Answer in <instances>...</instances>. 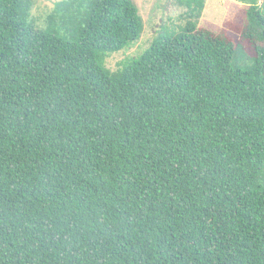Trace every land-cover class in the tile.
Segmentation results:
<instances>
[{"label":"trees","instance_id":"trees-1","mask_svg":"<svg viewBox=\"0 0 264 264\" xmlns=\"http://www.w3.org/2000/svg\"><path fill=\"white\" fill-rule=\"evenodd\" d=\"M110 72L132 0H0V264H264V0ZM238 26V27H237Z\"/></svg>","mask_w":264,"mask_h":264},{"label":"rangeland","instance_id":"rangeland-1","mask_svg":"<svg viewBox=\"0 0 264 264\" xmlns=\"http://www.w3.org/2000/svg\"><path fill=\"white\" fill-rule=\"evenodd\" d=\"M59 1L62 0H34L32 16L36 19L38 26H44L46 16L51 12L54 4ZM132 1L138 8L144 30L139 40L127 50L111 53L106 58L105 68L110 72L119 69L125 59L134 58L143 53L160 33L178 31L186 22L182 15L187 8L179 4L184 0ZM243 20L244 14L237 0H205L204 9L197 21V28L215 34L225 33L234 44L241 42L246 50H249L250 45L241 40L240 32L226 26L228 22L239 26Z\"/></svg>","mask_w":264,"mask_h":264}]
</instances>
